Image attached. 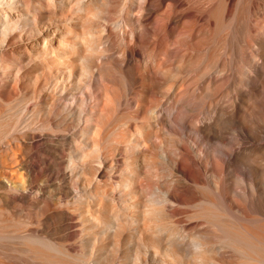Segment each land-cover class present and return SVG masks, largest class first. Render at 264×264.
I'll use <instances>...</instances> for the list:
<instances>
[{"label":"bare ground","instance_id":"bare-ground-1","mask_svg":"<svg viewBox=\"0 0 264 264\" xmlns=\"http://www.w3.org/2000/svg\"><path fill=\"white\" fill-rule=\"evenodd\" d=\"M0 264H264V0H0Z\"/></svg>","mask_w":264,"mask_h":264}]
</instances>
